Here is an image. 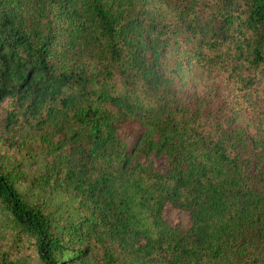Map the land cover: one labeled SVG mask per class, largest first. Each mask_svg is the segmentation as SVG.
Wrapping results in <instances>:
<instances>
[{
  "label": "trees",
  "instance_id": "trees-1",
  "mask_svg": "<svg viewBox=\"0 0 264 264\" xmlns=\"http://www.w3.org/2000/svg\"><path fill=\"white\" fill-rule=\"evenodd\" d=\"M184 70L253 134L192 103ZM3 149L0 264H264V0H0Z\"/></svg>",
  "mask_w": 264,
  "mask_h": 264
},
{
  "label": "rangeland",
  "instance_id": "rangeland-1",
  "mask_svg": "<svg viewBox=\"0 0 264 264\" xmlns=\"http://www.w3.org/2000/svg\"><path fill=\"white\" fill-rule=\"evenodd\" d=\"M174 50H172V53ZM172 59L168 60L169 65L172 63ZM179 80L181 88L185 91V95L188 99L193 103H205L210 112L221 122L224 126L231 125L232 128H244L249 135L253 134V123L251 120V115L242 114V115H234L230 109V104L221 97L220 93V83L219 80H211V81H201L200 79L193 78L188 71L184 70L179 73ZM215 88V91L212 89ZM140 127L136 122H125L122 123L118 128V133L121 139L130 146L132 144L133 139L137 135ZM0 157L7 158L10 163L19 162L21 156L19 154H15L13 150L3 149L0 151ZM155 170L162 171L165 166V161L160 159H148ZM3 160H0L2 162ZM25 164L21 169L26 171L28 179H30V175L34 174V170L38 167V164ZM29 175V176H28ZM35 191L33 190L32 193ZM46 198L49 200L48 210L53 213V215L57 216L60 214L71 213L72 218L77 216L73 207L75 206V201L66 197V195L54 192L48 195ZM163 220L170 225L171 227L177 229H186L189 225L188 215L182 211L171 207L169 204H165L162 211ZM27 264H36V260L34 256H30L26 259Z\"/></svg>",
  "mask_w": 264,
  "mask_h": 264
}]
</instances>
